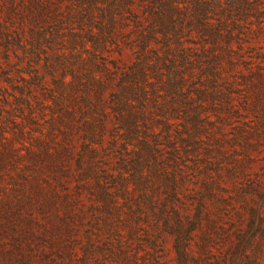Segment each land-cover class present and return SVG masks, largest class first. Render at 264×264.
I'll use <instances>...</instances> for the list:
<instances>
[{"label": "rangeland", "instance_id": "rangeland-1", "mask_svg": "<svg viewBox=\"0 0 264 264\" xmlns=\"http://www.w3.org/2000/svg\"><path fill=\"white\" fill-rule=\"evenodd\" d=\"M0 264H264V0H0Z\"/></svg>", "mask_w": 264, "mask_h": 264}]
</instances>
